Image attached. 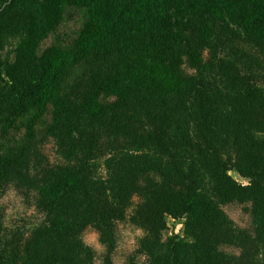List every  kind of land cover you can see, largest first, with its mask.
<instances>
[{
  "label": "trees",
  "instance_id": "16d2710c",
  "mask_svg": "<svg viewBox=\"0 0 264 264\" xmlns=\"http://www.w3.org/2000/svg\"><path fill=\"white\" fill-rule=\"evenodd\" d=\"M198 12L264 44V0H10L0 10V48L10 25L24 34L13 61L0 60V188L24 186L38 214L14 231L17 262L0 237V264H264V87L204 56L189 24ZM80 66L89 71L74 75ZM95 128L112 143L103 172ZM49 142L65 162L43 163ZM168 216L184 218V236L169 233ZM126 226L141 233L117 263Z\"/></svg>",
  "mask_w": 264,
  "mask_h": 264
},
{
  "label": "rangeland",
  "instance_id": "374dc122",
  "mask_svg": "<svg viewBox=\"0 0 264 264\" xmlns=\"http://www.w3.org/2000/svg\"><path fill=\"white\" fill-rule=\"evenodd\" d=\"M10 0H0V10L4 8ZM198 15L191 17L190 28L193 37L199 43L200 38H205L207 45L203 47V54L207 56L211 53L216 55L217 62L225 61L236 64L241 71L247 72L255 77L258 84L264 87V44L258 43L246 33V31L237 26L224 27L216 18L207 12H198ZM81 18V12L77 10L75 15L68 18V27L73 22ZM214 18V19H213ZM212 19L210 30L201 28L202 22ZM12 25L3 30L1 34L2 46L0 48V60L3 65L13 61L15 57V48L17 43L22 39L23 32L12 29ZM200 36V38H199ZM211 48V51H209ZM89 69L86 67L74 68V75L86 73ZM99 133V130L95 128ZM105 134H97V147L93 161L101 172L104 171L102 166L104 158L111 152V144L108 142ZM117 140L126 142L124 135H117ZM43 163H63L65 159L59 153L57 147L49 142L43 147ZM229 173L240 182H247L248 178L242 176L235 169H230ZM33 193L22 185L10 183L5 188H0V237L1 243H7V253H9L17 262L23 253V246L18 235L14 231L22 229L21 225L30 224L38 214L33 205ZM228 210L236 220L242 221L246 217L245 212L239 206H230ZM4 227H2L1 226ZM168 230L170 234L184 236V218L167 217ZM141 230L133 226H126L122 230L121 238L118 241V247L115 254L117 263L121 262L125 252L132 248L136 238L140 235ZM22 238V237H21ZM87 242L96 244L97 234L92 229L85 233Z\"/></svg>",
  "mask_w": 264,
  "mask_h": 264
}]
</instances>
